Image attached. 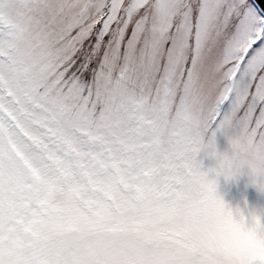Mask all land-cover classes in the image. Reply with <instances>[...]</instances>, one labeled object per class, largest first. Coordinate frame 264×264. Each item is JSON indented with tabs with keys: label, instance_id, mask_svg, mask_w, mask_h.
Returning <instances> with one entry per match:
<instances>
[{
	"label": "snow or ice",
	"instance_id": "1",
	"mask_svg": "<svg viewBox=\"0 0 264 264\" xmlns=\"http://www.w3.org/2000/svg\"><path fill=\"white\" fill-rule=\"evenodd\" d=\"M245 174L264 0H0V264H264Z\"/></svg>",
	"mask_w": 264,
	"mask_h": 264
},
{
	"label": "rangeland",
	"instance_id": "2",
	"mask_svg": "<svg viewBox=\"0 0 264 264\" xmlns=\"http://www.w3.org/2000/svg\"><path fill=\"white\" fill-rule=\"evenodd\" d=\"M217 144L220 151L226 150V141L219 135L217 137ZM214 163V161L204 159L206 168L214 166ZM217 190L225 202L233 208L243 206L244 201H247L249 207L264 206V195L258 193L255 188L248 184L247 174L242 175L236 182L226 183L222 177L219 178Z\"/></svg>",
	"mask_w": 264,
	"mask_h": 264
}]
</instances>
